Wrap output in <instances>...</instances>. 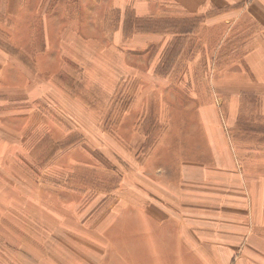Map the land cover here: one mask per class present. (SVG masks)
I'll return each instance as SVG.
<instances>
[{"label": "rangeland", "instance_id": "obj_1", "mask_svg": "<svg viewBox=\"0 0 264 264\" xmlns=\"http://www.w3.org/2000/svg\"><path fill=\"white\" fill-rule=\"evenodd\" d=\"M120 1L3 0L0 38L8 44L14 37L24 47L33 37L35 75L31 106L0 102V264H121V236H109L108 246L95 223L125 181L150 175L154 164L185 159V151L176 157L171 150L186 148L185 133L200 130L193 117L216 99V38L202 37L197 21L191 25L196 36L187 37L184 22L166 16L155 27L167 36L160 63L154 49L147 59H130L131 74L112 105L101 91L95 104L103 70L55 60L57 24L65 22L89 47L80 53L105 52L102 43L112 39L115 27L108 24L118 23ZM43 14L53 25L49 61L37 58L47 34ZM142 28L154 30L152 24ZM98 41L103 46L92 43ZM157 64L158 75H148ZM90 71L93 76H85ZM9 82L24 87L26 79L1 77L3 86Z\"/></svg>", "mask_w": 264, "mask_h": 264}, {"label": "crops", "instance_id": "obj_2", "mask_svg": "<svg viewBox=\"0 0 264 264\" xmlns=\"http://www.w3.org/2000/svg\"><path fill=\"white\" fill-rule=\"evenodd\" d=\"M120 2L118 23L108 24L115 27L112 39L102 43L105 52L80 53L89 47L65 22L57 24L61 30L54 41L55 60L62 64L69 60L82 69L93 67L94 73L103 70L105 78L98 80L94 74L95 104L101 91L107 107L112 105L131 74L130 59H147L154 49L153 57L158 53L160 63L159 50L167 36L155 27L168 16L170 21L184 22L187 37L196 36L192 26L197 21L202 37L216 38L220 61L213 71L216 99L200 106L193 117L200 130L185 133L186 148L171 150L176 157L185 151V159L160 167L154 164L150 175L137 182L125 181L94 231L105 237L108 246L109 236H121V264H264V0ZM43 21L47 34L37 58L49 61L53 25L48 18ZM146 24L154 30L142 28ZM173 37H168L170 42ZM1 39L0 102L16 107L23 100L31 106L33 37L24 47L14 37L8 44ZM158 65L148 75H158ZM84 74L93 76L91 71ZM19 75L26 79L24 87L1 83L2 76ZM118 222L121 230L116 228Z\"/></svg>", "mask_w": 264, "mask_h": 264}]
</instances>
